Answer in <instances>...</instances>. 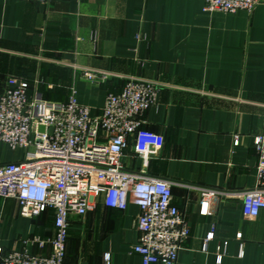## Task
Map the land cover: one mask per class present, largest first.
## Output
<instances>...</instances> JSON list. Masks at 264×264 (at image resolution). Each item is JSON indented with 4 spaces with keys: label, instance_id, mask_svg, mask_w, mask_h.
Wrapping results in <instances>:
<instances>
[{
    "label": "crops",
    "instance_id": "0c3cea01",
    "mask_svg": "<svg viewBox=\"0 0 264 264\" xmlns=\"http://www.w3.org/2000/svg\"><path fill=\"white\" fill-rule=\"evenodd\" d=\"M202 7V0H0V92L7 78L48 101H66L73 88L95 115L128 80L153 84L140 121L161 146L145 161L128 147L122 165L170 184L189 230L174 264H264V210L253 219L241 213V196L256 183L252 140L264 130V1L250 12ZM21 157L0 143V164ZM200 189L218 193L206 216ZM138 214L131 203L107 208L96 195L83 218L71 219L64 264H104L105 254L108 264H140L131 251ZM4 230L14 234L0 237L9 249L14 240L51 237L52 217L22 218L15 200L0 199Z\"/></svg>",
    "mask_w": 264,
    "mask_h": 264
},
{
    "label": "built area",
    "instance_id": "2783aa9c",
    "mask_svg": "<svg viewBox=\"0 0 264 264\" xmlns=\"http://www.w3.org/2000/svg\"><path fill=\"white\" fill-rule=\"evenodd\" d=\"M202 1L204 12L236 13L250 12L264 0ZM83 76L90 80L97 75L83 72ZM154 95L153 84L130 79L118 92L108 93L100 112L93 115L77 102L73 88L66 101H48L36 90L29 94L26 83L6 79L0 92V143L21 150L22 157L0 164V199L15 200L18 215L25 219L49 212L53 234L14 240L9 249L0 247V264H64L71 219L83 218L98 194L107 208L123 211L128 203L138 208V239L131 251L140 264L175 263L189 230L171 202L170 184L122 165L128 147L145 161L161 146V137L141 128L140 121ZM252 143L256 183L241 196V213L247 219L264 210V130ZM217 198V192L200 189L199 214L209 215ZM217 250L219 263L222 249ZM103 262L108 264L107 254Z\"/></svg>",
    "mask_w": 264,
    "mask_h": 264
},
{
    "label": "rangeland",
    "instance_id": "374dc122",
    "mask_svg": "<svg viewBox=\"0 0 264 264\" xmlns=\"http://www.w3.org/2000/svg\"><path fill=\"white\" fill-rule=\"evenodd\" d=\"M13 220V219H12ZM78 219H76V221H77ZM21 235V234H20ZM20 235H16V236H20ZM10 236H14V234L11 232V231H9V230H4L3 232H0V237H2V238H8V239H10L11 237ZM22 236V235H21Z\"/></svg>",
    "mask_w": 264,
    "mask_h": 264
},
{
    "label": "water",
    "instance_id": "95a60500",
    "mask_svg": "<svg viewBox=\"0 0 264 264\" xmlns=\"http://www.w3.org/2000/svg\"><path fill=\"white\" fill-rule=\"evenodd\" d=\"M42 130V128L41 127H39V131H41ZM49 133H50V131H49Z\"/></svg>",
    "mask_w": 264,
    "mask_h": 264
},
{
    "label": "trees",
    "instance_id": "16d2710c",
    "mask_svg": "<svg viewBox=\"0 0 264 264\" xmlns=\"http://www.w3.org/2000/svg\"><path fill=\"white\" fill-rule=\"evenodd\" d=\"M44 214V213H43ZM41 216V215H40Z\"/></svg>",
    "mask_w": 264,
    "mask_h": 264
}]
</instances>
